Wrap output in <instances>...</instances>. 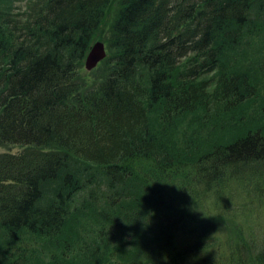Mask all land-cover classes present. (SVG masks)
I'll return each instance as SVG.
<instances>
[{
	"label": "trees",
	"instance_id": "trees-1",
	"mask_svg": "<svg viewBox=\"0 0 264 264\" xmlns=\"http://www.w3.org/2000/svg\"><path fill=\"white\" fill-rule=\"evenodd\" d=\"M112 1L0 11V145L24 147L0 153V232L11 244L60 241L62 252L40 264H238L245 238L225 237L216 251L214 229L186 227L169 176L194 174L188 198L200 179L212 190L249 164L264 171V97L255 102L264 84L230 59L248 31L264 29V0H120L108 70L81 83ZM184 115L190 135L174 138ZM90 218L94 241L83 237ZM25 260L0 251V264ZM252 261L264 264V245Z\"/></svg>",
	"mask_w": 264,
	"mask_h": 264
},
{
	"label": "rangeland",
	"instance_id": "rangeland-1",
	"mask_svg": "<svg viewBox=\"0 0 264 264\" xmlns=\"http://www.w3.org/2000/svg\"><path fill=\"white\" fill-rule=\"evenodd\" d=\"M119 1L113 0L111 2L107 10V17L102 22L95 40H101L106 43L110 29L109 25L119 7ZM26 3L27 0H0V11L22 13L27 7ZM105 48L106 54H108L107 45ZM230 59L236 68L248 69L252 73L254 80L262 81L264 84V29L256 30L252 33L248 31L238 45L237 54L231 55ZM100 63L97 64L96 68L87 71L82 60L77 75L80 82L98 83L108 70L107 64ZM262 97H264V87L262 94L255 99L256 104L259 103ZM157 119L156 117L154 118L156 121ZM190 121V116L184 115L183 118L175 123L174 138L178 139L186 131H188L186 134L190 135L189 132L192 128L188 125ZM23 149L24 147L21 145H0V153H16ZM255 165L256 163L249 164L243 175H224L219 178L212 190L203 181L204 179H200L197 186L198 190L194 191L195 195L191 194L188 198H185V192L192 193L191 186L194 182V174L189 171V175H186L182 170L169 176L170 185H174L176 188L179 187L183 191L181 197L186 202L181 205L183 209L181 215L189 220L187 222L184 220L186 227L194 230L198 225L204 224L208 230L214 229L212 233L214 237L212 239H215L214 246L216 251H219V248L222 249L225 237H232V243L237 239L236 233L245 238L247 246L242 249L243 256L239 257L238 264H253V258L262 250L264 245V171L261 169L259 172H255ZM143 167L144 164L141 161L138 168ZM214 169L205 167L204 172L213 178ZM225 170L227 171V169ZM174 191L173 188L170 197L173 199L172 205L177 206V196H174ZM76 203H79V199ZM77 216L79 219L78 223H83L85 220L84 215L77 213ZM90 220L91 228L94 231L90 234L91 236H84L83 234V237L85 240L94 241L96 239L95 234L98 231V228L95 229L97 222L91 218ZM203 240L204 238L199 239L198 242ZM58 242L60 241L57 239L45 240L25 235L20 243L11 244L0 232V251L3 253L15 251V255L21 253L28 264H40L42 259L49 260L51 257L60 254L63 248L60 244L61 242ZM175 248L173 247L172 250H175ZM73 249H75L74 246ZM174 254L171 259L173 262ZM184 258L185 256L180 260H184ZM188 263L187 261L184 264Z\"/></svg>",
	"mask_w": 264,
	"mask_h": 264
},
{
	"label": "water",
	"instance_id": "water-1",
	"mask_svg": "<svg viewBox=\"0 0 264 264\" xmlns=\"http://www.w3.org/2000/svg\"><path fill=\"white\" fill-rule=\"evenodd\" d=\"M106 52L102 42H95L89 49L85 60L84 66L86 70H92L96 65L105 58Z\"/></svg>",
	"mask_w": 264,
	"mask_h": 264
},
{
	"label": "bare ground",
	"instance_id": "bare-ground-1",
	"mask_svg": "<svg viewBox=\"0 0 264 264\" xmlns=\"http://www.w3.org/2000/svg\"><path fill=\"white\" fill-rule=\"evenodd\" d=\"M84 58H85V57H84ZM155 61H157V59H155L154 62H155ZM25 229H26V228H24V230H25ZM25 231H26V230H25Z\"/></svg>",
	"mask_w": 264,
	"mask_h": 264
}]
</instances>
